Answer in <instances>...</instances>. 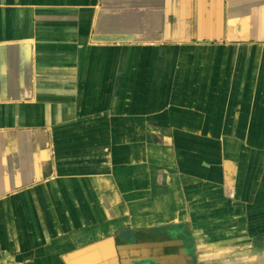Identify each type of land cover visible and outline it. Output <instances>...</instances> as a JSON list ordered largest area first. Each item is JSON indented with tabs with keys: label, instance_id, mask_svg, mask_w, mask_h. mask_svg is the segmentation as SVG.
Here are the masks:
<instances>
[{
	"label": "crops",
	"instance_id": "crops-1",
	"mask_svg": "<svg viewBox=\"0 0 264 264\" xmlns=\"http://www.w3.org/2000/svg\"><path fill=\"white\" fill-rule=\"evenodd\" d=\"M0 264H264V0H0Z\"/></svg>",
	"mask_w": 264,
	"mask_h": 264
}]
</instances>
